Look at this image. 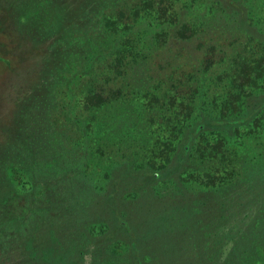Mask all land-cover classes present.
I'll list each match as a JSON object with an SVG mask.
<instances>
[{"label": "trees", "instance_id": "1", "mask_svg": "<svg viewBox=\"0 0 264 264\" xmlns=\"http://www.w3.org/2000/svg\"><path fill=\"white\" fill-rule=\"evenodd\" d=\"M204 4L209 6L198 11ZM2 11L1 26L9 22L17 36L12 42L26 45L25 52L44 54L41 86L32 94L47 92L56 76L46 82L45 72L69 57V43L75 48L89 45L87 52L77 50L85 53L92 68L86 76L76 70L75 78H69L61 93L65 104L58 106L62 114L52 120L48 138L41 139L44 148L36 127L32 134L39 150L56 151L68 141L71 128L76 136H70L69 146L75 158L84 157L68 165L69 172L55 166L52 176L39 179L18 168L15 179L0 180V253L19 240L25 255L21 264H78L85 258L83 251L96 244L105 255L126 248V259L131 256V264H142L148 248L156 245V233L173 238L180 230H192L189 227L207 228L212 206L217 201L226 206L227 199L234 198L227 191L237 188L264 159V117H257L264 109V0H14ZM91 77L90 94L81 92L83 98H76L78 87ZM103 82L119 88L104 92ZM136 93L149 97L147 105ZM168 96L174 104L178 101L176 109L181 111L162 122L175 133L165 143L169 151L160 150L157 143L153 149L137 144L125 150L145 133L146 107L167 112ZM83 101L84 107L78 106ZM48 113L42 118L50 124ZM251 121L252 128L243 131ZM211 135L216 137L213 144ZM200 141L204 151L199 154ZM253 148L258 153L248 165L245 159ZM163 153L160 162L156 158ZM139 157L158 163V172L146 170V162L131 168ZM96 170L109 180V192L99 196L101 212L94 210L91 220L80 223L84 217L80 211L89 209L92 194L102 189L97 185L88 190L92 185L86 181ZM150 173L154 184L177 177L199 186L184 201L173 204L162 198L158 202L165 209L141 216L136 209L141 200L136 199L144 184L137 183ZM129 190L135 194L127 219L123 201ZM155 191L151 196H158ZM230 258L227 264H264V203Z\"/></svg>", "mask_w": 264, "mask_h": 264}, {"label": "rangeland", "instance_id": "2", "mask_svg": "<svg viewBox=\"0 0 264 264\" xmlns=\"http://www.w3.org/2000/svg\"><path fill=\"white\" fill-rule=\"evenodd\" d=\"M13 2L14 0H0V180L6 177L15 179V172L18 168L22 170L25 168L27 177L33 175L41 179L42 176L43 178L52 176L53 172L51 169H53V167L57 166L58 169L62 168L67 170L68 165L77 163L76 158L84 157L83 154H78L75 158V151L69 146L70 136H76L75 132H70L71 128L66 134L68 141L57 146L56 151L46 149L45 152H42L39 150V141L35 139L36 136L33 138L32 134L34 127H36L34 130L37 132L36 135L38 136V140H40L41 148H44L45 146L42 147L43 142H41V139L45 137L48 138L47 130L51 128L52 120L58 119L60 114H62L58 106L61 105L60 103L63 105L65 104L61 93L65 90L64 87L69 83V78L73 77L76 70H82L85 76L88 71L91 72L92 66H90L88 60H84L85 53L82 54L77 50V47H81L87 52L89 45L84 42L79 46L76 45L75 48L71 43L67 44L69 57L64 61L62 59L60 61L58 60L45 72L44 78L46 82H50L51 78L56 76V78L51 81L52 84H49L47 92L44 93L43 90H39V94L38 91L32 94L33 88L37 85L41 86L40 73L44 65V54L41 51L32 50L25 52L28 50L26 45L23 46L21 43L15 45V41L14 43L12 42V37L17 36L12 33L8 25L9 22L1 26L3 6L12 4ZM208 6L209 5L204 4L198 11L204 12L205 8ZM4 28H7L9 32L8 30L5 31ZM10 49H12L11 52H9ZM80 86L81 88L78 87V91L75 93L76 98L79 96L83 98L81 92L83 94L86 92L90 94L92 77L88 84ZM101 86L105 88L103 89L104 92L107 90V93L109 89L112 91L113 89L117 90L119 88V85L108 86L105 82H103ZM137 94L139 93H136L134 96H139L142 104L144 106L147 105L149 97L144 98V95ZM170 97H173V93L170 94ZM170 97L168 96L165 99L167 112H165V109H154L150 111V108L146 107L147 110L144 117L145 133L142 134L137 141L129 142L125 145V150L128 151L137 144H143L146 148L151 147L150 149H153L155 148L154 145L157 143L160 150L169 151L170 146H166L165 143L169 140H173L175 133H173L171 127L168 128L162 125V122L166 121L167 115H177V112H181L179 109H176L178 101L174 104ZM78 104H80L78 106L84 107V101ZM46 111L50 112L48 113L50 124L42 118L45 116ZM73 112H78V110L73 109ZM33 116H36V120L33 122L34 125L30 119L34 118ZM152 117L154 121H151ZM257 117H264V109ZM37 122H42V126ZM252 124V121L248 122L242 127V130L247 131L249 128H252ZM44 125L46 127H44ZM29 128H31V130H29ZM244 128L246 130H244ZM160 140L161 143H159ZM199 140L197 139V142ZM209 140L210 144H213L216 137L211 135ZM247 140H249V138H247ZM250 143L253 144V141L250 140ZM129 145H132V147H129ZM211 149L212 148L209 146L207 148L208 153L206 154H210L209 152ZM111 150L117 151V148ZM201 150L204 151L203 142L200 141L198 147L199 154ZM48 151L53 153H49ZM257 153V149L253 148L250 155L246 157L245 162L247 160L248 165L255 162L252 160ZM34 154H36V156ZM164 154L165 153H163V155H157L156 159L161 162L164 158ZM119 156H122V153H120ZM212 157L213 156L207 158L210 165L214 162ZM149 159V157H139L133 162L131 168L134 166L141 167L145 165L146 162V170L154 168L155 171H157L159 168L157 166H159V164L154 160L152 163H148ZM35 160L37 161V164L35 163L37 166L32 164ZM258 162L260 163L259 166H256V169L253 171L250 170L249 176L247 177L246 175L243 177V182L240 183L237 188L227 191L228 193L232 192L230 196L234 195V198L230 200L227 199L226 206L219 205V203H217L218 201L212 206L213 214L209 216L211 222L207 228H204L205 226H203V228L197 226L189 227L192 230H180L174 233L176 235L173 236V238L163 237V234L160 232V234L156 233V245L148 248L149 252L144 256L142 264H227L231 259L230 256L232 251L236 248V243L241 233L248 228L264 203V159ZM81 166H84L83 163ZM102 168H104V166H102ZM194 168L195 167H193V169ZM185 176L183 177L184 182L186 180ZM153 179L154 177L150 173L146 181H139L137 183L138 185L144 184L141 196L139 199H136L141 200L138 203L139 208H136L141 216L150 214V211L154 213L159 212L161 209H165V206L158 202L162 198H164L166 202L174 201L173 204L178 203L175 201H184V198L189 196L190 193L195 191V188L199 186L197 181H194V184H184L182 178L179 179L177 177H174L170 183L166 184H154ZM86 182L92 185L88 190H93L92 188L98 185L102 188V192L97 191L92 194L91 207L84 211H80L84 212V217L79 221L80 223L83 220H91L95 214L94 210H97L99 213L101 212L97 207V201L99 196L107 194L110 188L109 180H105L103 174L99 170L94 171ZM15 183L17 185L18 181L15 180ZM3 185L5 186V184ZM39 186H41V184H39ZM131 189H135L134 183ZM153 190H156L154 193L158 194L157 197L151 196ZM160 193L161 197L159 198ZM134 194V190H129L126 192V196L128 197L123 201V210L127 219L130 215L129 211H131V204L133 203L131 201L134 199ZM79 222L76 224V227H79ZM204 224L201 223L200 226ZM57 226L61 227V219L57 221ZM96 242L97 241H93V243ZM124 242H127V240L124 239ZM125 251L126 248H124L120 254H116L117 249H111L109 254L105 255L96 248V244H93L83 251L82 256L85 258L78 264H131V256H128V259H126ZM128 253L129 252H127V254ZM24 256L22 241L16 240L8 244L7 249L0 253V263L21 264L23 263Z\"/></svg>", "mask_w": 264, "mask_h": 264}]
</instances>
